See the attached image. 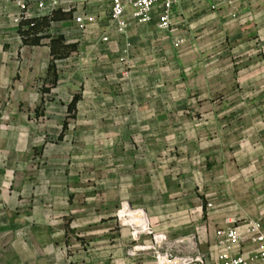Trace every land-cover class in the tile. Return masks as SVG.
Here are the masks:
<instances>
[{
	"label": "crops",
	"instance_id": "0c3cea01",
	"mask_svg": "<svg viewBox=\"0 0 264 264\" xmlns=\"http://www.w3.org/2000/svg\"><path fill=\"white\" fill-rule=\"evenodd\" d=\"M23 1L0 0V264H222L224 233L264 232V0L181 1L169 30L157 12L125 34L109 0H61L62 60L24 44L47 14Z\"/></svg>",
	"mask_w": 264,
	"mask_h": 264
},
{
	"label": "built area",
	"instance_id": "2783aa9c",
	"mask_svg": "<svg viewBox=\"0 0 264 264\" xmlns=\"http://www.w3.org/2000/svg\"><path fill=\"white\" fill-rule=\"evenodd\" d=\"M186 0H109L110 20L117 26L121 34H125L129 27L130 17L136 25L145 26L153 22L155 13L160 12L158 18V28L169 30L175 6ZM27 1L21 3V8L26 10ZM38 11L46 13L47 17H52L57 12L69 13L72 11L71 5L64 9L61 0H38ZM64 10V11H63ZM92 17H78L75 23L85 31L89 24H93ZM55 23H52L54 25ZM118 219L124 225L137 227L138 232L150 233L149 222L141 210H132L128 203H122ZM246 232H240V228H235L223 234L222 241L218 244L219 260L222 264H264V232L260 222H251L244 226ZM250 239L256 244L255 253H244V243Z\"/></svg>",
	"mask_w": 264,
	"mask_h": 264
},
{
	"label": "trees",
	"instance_id": "16d2710c",
	"mask_svg": "<svg viewBox=\"0 0 264 264\" xmlns=\"http://www.w3.org/2000/svg\"><path fill=\"white\" fill-rule=\"evenodd\" d=\"M73 12L63 13L57 12L52 17H43L37 19H27L21 23L20 33L23 37L25 45L28 46H40L41 41L45 38L51 39V54L54 60H62L68 58L72 53L77 51V44L66 45L63 37H49L45 36V30L51 27L52 23L62 22L64 20H70ZM23 27L25 29H23ZM79 97H75L69 110L74 111L76 109Z\"/></svg>",
	"mask_w": 264,
	"mask_h": 264
},
{
	"label": "rangeland",
	"instance_id": "374dc122",
	"mask_svg": "<svg viewBox=\"0 0 264 264\" xmlns=\"http://www.w3.org/2000/svg\"><path fill=\"white\" fill-rule=\"evenodd\" d=\"M261 223H263V222L261 221Z\"/></svg>",
	"mask_w": 264,
	"mask_h": 264
}]
</instances>
